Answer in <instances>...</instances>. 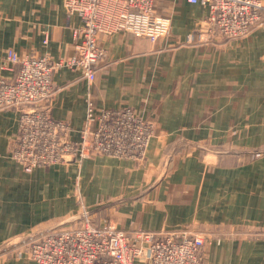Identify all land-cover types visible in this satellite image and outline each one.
<instances>
[{
  "label": "crops",
  "instance_id": "1",
  "mask_svg": "<svg viewBox=\"0 0 264 264\" xmlns=\"http://www.w3.org/2000/svg\"><path fill=\"white\" fill-rule=\"evenodd\" d=\"M154 8L171 19L166 41L101 35L107 55L93 83L80 70L53 76L52 116L75 139L90 101L153 122L145 160L98 155L27 173L11 154L20 111L0 110V249L72 221L82 203L122 230L223 234L205 247V264H264V25L244 41L187 46L208 8L186 0H155ZM81 25L65 0H0V77L14 75L3 69L10 49L71 57ZM0 264L35 263L0 255Z\"/></svg>",
  "mask_w": 264,
  "mask_h": 264
},
{
  "label": "built area",
  "instance_id": "2",
  "mask_svg": "<svg viewBox=\"0 0 264 264\" xmlns=\"http://www.w3.org/2000/svg\"><path fill=\"white\" fill-rule=\"evenodd\" d=\"M186 1L209 10L202 25L187 37V46L244 41L264 25L263 0ZM154 5L155 0H65L68 18L78 16L82 23L73 30L71 57L56 60L7 51L3 69L14 75L0 77V110L20 111L11 154L25 172L81 164L98 155L145 160L155 136L153 122L131 108L97 110L90 101L84 127L75 139L71 125L52 116L53 76L61 69L80 70L93 83L96 66L107 55L101 35L125 32L151 43L166 41L171 19L157 15ZM78 214L72 221L18 239L11 245L21 248L15 256L27 255L35 264H205V247L224 237L187 229L122 230L98 221L82 203Z\"/></svg>",
  "mask_w": 264,
  "mask_h": 264
},
{
  "label": "rangeland",
  "instance_id": "3",
  "mask_svg": "<svg viewBox=\"0 0 264 264\" xmlns=\"http://www.w3.org/2000/svg\"><path fill=\"white\" fill-rule=\"evenodd\" d=\"M261 150L257 151L259 155H262L264 153V151ZM228 153H230V151L228 150ZM247 153V152H246ZM252 156V154H249ZM248 156V155H247ZM248 158L246 157L245 160H247ZM15 242H10V244L6 245L4 248L0 249V254H7L8 257H16L15 255H17V252L19 250H21V248L17 247V246H11L13 245ZM20 246V245H19Z\"/></svg>",
  "mask_w": 264,
  "mask_h": 264
}]
</instances>
